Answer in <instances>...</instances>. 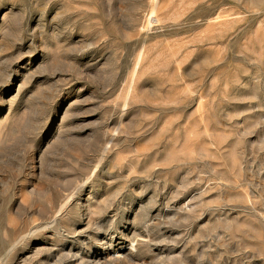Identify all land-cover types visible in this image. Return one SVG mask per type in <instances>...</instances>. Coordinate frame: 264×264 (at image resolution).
<instances>
[{
	"label": "rangeland",
	"instance_id": "obj_1",
	"mask_svg": "<svg viewBox=\"0 0 264 264\" xmlns=\"http://www.w3.org/2000/svg\"><path fill=\"white\" fill-rule=\"evenodd\" d=\"M0 264H264V0H0Z\"/></svg>",
	"mask_w": 264,
	"mask_h": 264
},
{
	"label": "bare ground",
	"instance_id": "obj_2",
	"mask_svg": "<svg viewBox=\"0 0 264 264\" xmlns=\"http://www.w3.org/2000/svg\"><path fill=\"white\" fill-rule=\"evenodd\" d=\"M151 14H152V13H151ZM150 18H152V15H151V17H150ZM150 18H149V19H150ZM154 22L158 23V22H159V19H157V18H156V19H154ZM149 23H150V22H149Z\"/></svg>",
	"mask_w": 264,
	"mask_h": 264
}]
</instances>
